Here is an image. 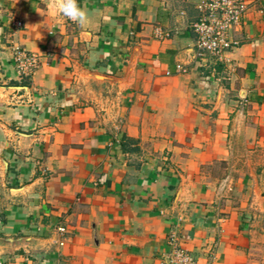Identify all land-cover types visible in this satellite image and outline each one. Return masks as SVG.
Instances as JSON below:
<instances>
[{
    "label": "crops",
    "instance_id": "0c3cea01",
    "mask_svg": "<svg viewBox=\"0 0 264 264\" xmlns=\"http://www.w3.org/2000/svg\"><path fill=\"white\" fill-rule=\"evenodd\" d=\"M197 1L0 0V264H264V0L223 61Z\"/></svg>",
    "mask_w": 264,
    "mask_h": 264
},
{
    "label": "built area",
    "instance_id": "2783aa9c",
    "mask_svg": "<svg viewBox=\"0 0 264 264\" xmlns=\"http://www.w3.org/2000/svg\"><path fill=\"white\" fill-rule=\"evenodd\" d=\"M196 7L199 18L192 23L196 34V54L204 57L206 54L215 56L218 60H227V52L239 43L231 35L241 24L249 9L247 0H198ZM21 25V21H18ZM158 36L164 33L157 30ZM14 60L22 79L30 77L39 66V56L20 47L15 49ZM184 70V69H182ZM65 232L64 227H60ZM170 248L165 253L164 264H198L197 260L179 244L178 237L171 234Z\"/></svg>",
    "mask_w": 264,
    "mask_h": 264
},
{
    "label": "clouds",
    "instance_id": "9594fccd",
    "mask_svg": "<svg viewBox=\"0 0 264 264\" xmlns=\"http://www.w3.org/2000/svg\"><path fill=\"white\" fill-rule=\"evenodd\" d=\"M50 8L80 26L90 22L88 11L78 3V0H51ZM37 12L44 16L43 12Z\"/></svg>",
    "mask_w": 264,
    "mask_h": 264
}]
</instances>
